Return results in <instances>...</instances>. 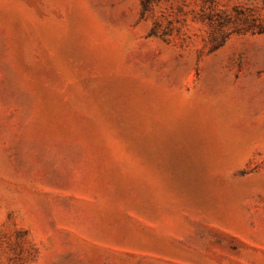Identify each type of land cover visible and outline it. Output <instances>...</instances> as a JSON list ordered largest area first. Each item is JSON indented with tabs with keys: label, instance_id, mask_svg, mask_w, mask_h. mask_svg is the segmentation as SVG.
<instances>
[{
	"label": "rangeland",
	"instance_id": "obj_1",
	"mask_svg": "<svg viewBox=\"0 0 264 264\" xmlns=\"http://www.w3.org/2000/svg\"><path fill=\"white\" fill-rule=\"evenodd\" d=\"M0 264H264V0H0Z\"/></svg>",
	"mask_w": 264,
	"mask_h": 264
}]
</instances>
